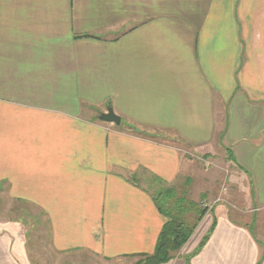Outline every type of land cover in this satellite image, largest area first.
I'll return each mask as SVG.
<instances>
[{
  "label": "crops",
  "instance_id": "1",
  "mask_svg": "<svg viewBox=\"0 0 264 264\" xmlns=\"http://www.w3.org/2000/svg\"><path fill=\"white\" fill-rule=\"evenodd\" d=\"M148 179L207 207L166 264H264V0H0V264H32L31 224L54 255L152 254Z\"/></svg>",
  "mask_w": 264,
  "mask_h": 264
},
{
  "label": "trees",
  "instance_id": "2",
  "mask_svg": "<svg viewBox=\"0 0 264 264\" xmlns=\"http://www.w3.org/2000/svg\"><path fill=\"white\" fill-rule=\"evenodd\" d=\"M186 196L185 192H178L174 187H165L159 193L151 196L157 210L164 217L165 222L158 235L153 253L150 255H138L141 258L138 264L167 263L190 238L199 220L207 211V208L198 210V203L189 200L187 198L188 196ZM189 214L196 215L195 222L191 225L186 220ZM214 224L213 222L198 250L193 255L208 240Z\"/></svg>",
  "mask_w": 264,
  "mask_h": 264
},
{
  "label": "rangeland",
  "instance_id": "3",
  "mask_svg": "<svg viewBox=\"0 0 264 264\" xmlns=\"http://www.w3.org/2000/svg\"><path fill=\"white\" fill-rule=\"evenodd\" d=\"M139 135H141V134H139ZM141 136H143V137L145 136L146 137V135H141ZM139 183L143 187H146L148 189V191L152 195H155V194L159 193L160 190H162L165 187H167L165 185L160 184V182L157 181V180L154 181V180L148 179V180H142ZM174 188L178 192H182V191L185 192L186 195L190 192L189 188L187 186H185V185L182 186V187L174 186ZM187 198L190 200L189 197H187ZM3 201H6V200L0 198V222H3V217H5L7 215L6 214L7 210L4 211V208L2 207L3 206ZM211 202H213V201H211ZM204 204L205 203H203L200 200L198 202V204H197L198 205V210L201 209V208H205ZM211 206H213V205H211ZM21 210H23L22 207H20L18 205L17 206H12L11 220L19 221V219H21L20 215H23V218L25 219L24 213H20ZM195 219H196V215L195 214H189L187 216V218H186L188 224H190V225L195 222ZM202 219H203V216L199 220V223L201 222ZM43 230H44V228H43ZM43 230L41 228H36L35 224H31L30 226H27V234H28V244H27V246L32 250V253H31V255H32L31 256V258H32V262L31 263L32 264H138L141 261V258L139 256L132 257L131 259H126V260H124V259L104 260V259H98L97 257L90 256V255H87V254H82V253H71V254H65V255H54V254L48 252V247L46 246L47 234H46V231L45 230L43 231ZM206 234H205V236H206ZM205 236L202 237V241H203ZM189 239L187 240V242L189 241ZM202 241L200 242V244L202 243ZM187 242H185V244L180 248V250H178V252H176L174 254L175 256L170 261L176 259V257L180 253V251L184 252V249H185V247L187 245ZM200 244L198 245V247H197V249L195 251L198 250ZM34 246L36 247V249L38 251L40 249L39 254H37V253H35L33 251L32 248ZM192 255L193 254H191L190 259L194 256V255L193 256ZM170 261H168V262H170ZM163 264H166V263H163Z\"/></svg>",
  "mask_w": 264,
  "mask_h": 264
},
{
  "label": "water",
  "instance_id": "4",
  "mask_svg": "<svg viewBox=\"0 0 264 264\" xmlns=\"http://www.w3.org/2000/svg\"><path fill=\"white\" fill-rule=\"evenodd\" d=\"M98 119L99 121L111 123L117 126L120 124V118L117 117L110 108H108L105 113H102Z\"/></svg>",
  "mask_w": 264,
  "mask_h": 264
}]
</instances>
